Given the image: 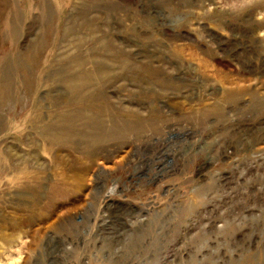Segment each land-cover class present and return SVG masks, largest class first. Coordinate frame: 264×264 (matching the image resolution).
Segmentation results:
<instances>
[{
  "label": "rangeland",
  "instance_id": "1",
  "mask_svg": "<svg viewBox=\"0 0 264 264\" xmlns=\"http://www.w3.org/2000/svg\"><path fill=\"white\" fill-rule=\"evenodd\" d=\"M0 264H264V0H0Z\"/></svg>",
  "mask_w": 264,
  "mask_h": 264
}]
</instances>
